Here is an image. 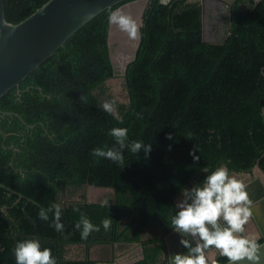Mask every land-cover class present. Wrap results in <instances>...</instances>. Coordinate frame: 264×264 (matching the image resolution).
Returning a JSON list of instances; mask_svg holds the SVG:
<instances>
[{
  "label": "trees",
  "instance_id": "obj_1",
  "mask_svg": "<svg viewBox=\"0 0 264 264\" xmlns=\"http://www.w3.org/2000/svg\"><path fill=\"white\" fill-rule=\"evenodd\" d=\"M45 1L4 0L5 17L17 22ZM120 3L85 22L0 97V264H16L14 248L24 239L50 248L57 264H97L92 245L109 244L115 257L128 243L141 253L128 264H165V235L171 255L187 251L170 218L176 197L205 179L204 168L241 172L258 162L264 171V0H233L219 41L204 38L200 0H148L123 72L124 102L105 85L115 75L107 18ZM112 99L123 123L100 108ZM113 127L152 150L124 149V167L94 157L96 147L118 148L108 135ZM85 185L111 188L109 206L84 192L69 198ZM33 201L61 205L63 232L50 226L52 213L39 219ZM81 213L100 226L87 240L75 228ZM105 218L112 220L107 231ZM69 244H83L84 255L67 256ZM225 260L217 252L215 264Z\"/></svg>",
  "mask_w": 264,
  "mask_h": 264
},
{
  "label": "clouds",
  "instance_id": "obj_2",
  "mask_svg": "<svg viewBox=\"0 0 264 264\" xmlns=\"http://www.w3.org/2000/svg\"><path fill=\"white\" fill-rule=\"evenodd\" d=\"M107 20L110 28L115 26L126 33L130 40L140 39V23L123 9L110 11ZM100 108L123 123L115 99L103 101ZM261 115L264 116V109L261 110ZM108 135L115 139L118 148L96 147L91 153L94 157L107 159L124 167V149L133 154H139L141 150L148 154L152 150L151 144L144 145L141 141L129 143L128 129L125 127H113ZM195 159L198 160L199 157ZM203 171L207 173L205 179L190 190L183 191V199L175 206L178 211L170 218V227L181 235L180 243L187 251L171 255L168 264H210L211 258L207 252L212 248L226 257L228 264H239L245 260L249 264H259L264 244L259 242V237L250 235L246 229L253 216V201L246 185L223 165L217 166L211 172L207 168ZM33 203L39 207L40 220L48 221L49 213H52L50 226L57 232H63L62 207L59 203H52L48 208L40 207L36 201ZM105 205L109 206L108 200L102 201L101 206ZM74 211L80 210L76 208ZM101 224L105 231L110 230L112 220L105 218ZM75 228L80 230L83 240H87L92 232L100 231V226L93 224L83 213ZM14 255L16 264H57L51 249L42 248L37 239L17 242ZM211 264H215V261L211 260Z\"/></svg>",
  "mask_w": 264,
  "mask_h": 264
},
{
  "label": "water",
  "instance_id": "obj_3",
  "mask_svg": "<svg viewBox=\"0 0 264 264\" xmlns=\"http://www.w3.org/2000/svg\"><path fill=\"white\" fill-rule=\"evenodd\" d=\"M124 1V2H122ZM142 1V0H141ZM167 3L169 0H159ZM229 8L233 0H221ZM122 2V3H120ZM145 6L148 0L142 1ZM125 9L128 6H135L139 0H46L34 11L17 22L8 21L4 14V0H0V97L10 88L18 86L19 83L40 63L61 46L85 22L91 19L100 11L112 7ZM140 12V24L145 6ZM136 18V17H135ZM110 30L108 27V43L110 45ZM139 40L135 41V50ZM134 53L125 61L134 56ZM112 60V55L110 52ZM129 57V56H127ZM113 61V60H112ZM1 111V109H0ZM5 112V111H3ZM0 131L5 135L0 127ZM12 148V146H9ZM261 169L258 162L254 165ZM254 167L252 169H254ZM241 171L249 173L250 171ZM253 201V217L258 222L256 210L258 207L264 210V182L260 177H255L244 183ZM262 228V227H261ZM264 236V230H261ZM167 235L165 239L167 242ZM264 244V240L260 241ZM261 261L264 264V247L261 249ZM218 264H228V261ZM239 264H249L247 260Z\"/></svg>",
  "mask_w": 264,
  "mask_h": 264
},
{
  "label": "rangeland",
  "instance_id": "obj_4",
  "mask_svg": "<svg viewBox=\"0 0 264 264\" xmlns=\"http://www.w3.org/2000/svg\"><path fill=\"white\" fill-rule=\"evenodd\" d=\"M140 3L135 5V15L136 20L140 23V12L143 6V0H139ZM203 7V22H204V38L209 41H219L226 35V17L224 14L225 6L223 1L221 0H200ZM145 6V4H144ZM129 7V6H128ZM132 7V6H130ZM224 9V10H223ZM218 10V11H217ZM220 20V21H219ZM223 22V23H220ZM119 33V31H118ZM119 35V34H118ZM121 37V36H119ZM115 38V40L110 41V52L112 55L113 66L115 75L106 80L105 85L108 88V91L113 94L114 98L117 101H127V91L124 86V64L125 61L128 60L132 56L135 50V41L130 47V50H126L125 46L127 45V37L122 36L121 38ZM123 44V49H122ZM116 47V48H115ZM118 54V58L116 57L117 52L121 50ZM122 54H125L122 56ZM128 54V55H127ZM130 54V55H129ZM129 56V57H127ZM232 173V172H230ZM263 173V172H262ZM259 170L258 167H254V169L249 172L247 175L245 174H233L237 176L240 180L247 182L249 179L255 177L264 176ZM248 177L249 179H244ZM262 181V179H261ZM263 182V181H262ZM84 192L86 199L90 201H101L108 200L112 197V189L109 187H101V186H92L85 185L83 188L75 191L69 198L78 199L80 193ZM183 199V195H179L176 197L177 203ZM249 230V226L247 228ZM213 249H209L207 254H212ZM140 253V246L136 243H128L124 244L121 247H118L115 251V257L112 255L111 246L109 244H94L90 247V256L98 259V264H125L130 260L136 258ZM66 255L69 257H78L84 255V245L83 244H69L67 245ZM162 264V263H161Z\"/></svg>",
  "mask_w": 264,
  "mask_h": 264
},
{
  "label": "crops",
  "instance_id": "obj_5",
  "mask_svg": "<svg viewBox=\"0 0 264 264\" xmlns=\"http://www.w3.org/2000/svg\"><path fill=\"white\" fill-rule=\"evenodd\" d=\"M260 170V172L262 173V170L261 169H259ZM232 173L233 174H248V173H242V172H235V171H232ZM263 175H264V173H262ZM261 176V179H262V181L264 182V176L262 177V175H260ZM244 179H249L248 177H245ZM250 180V179H249ZM248 180V181H249ZM263 208V207H262ZM262 208H259L258 207V211H257V209H255L256 210V215H258V222L255 220V218L252 216L251 217V219H250V221H249V223L246 225V229L248 228V226H249V230L247 229V232L250 234V235H254V236H257V237H260V236H262V233H261V230H264V210L262 209ZM262 227V228H261ZM167 247H168V253H169V257L171 256V245H170V240H169V234H168V236H167ZM213 250H212V254L210 255L209 253L207 254L208 255V257H210L211 258V260H214L215 259V257H216V254H217V250L215 249V248H212ZM141 256V253H139V255L136 257V258H138V257H140ZM136 258H134V259H136ZM133 260V259H132ZM168 260H169V258H168ZM168 260L165 262V264H168ZM211 260H210V262H211ZM131 261V260H130ZM129 261V262H130ZM127 263V262H126ZM97 264H98V262H97Z\"/></svg>",
  "mask_w": 264,
  "mask_h": 264
},
{
  "label": "bare ground",
  "instance_id": "obj_6",
  "mask_svg": "<svg viewBox=\"0 0 264 264\" xmlns=\"http://www.w3.org/2000/svg\"><path fill=\"white\" fill-rule=\"evenodd\" d=\"M125 12H127V13H129L130 15H132L134 18L137 16H134L135 15V6L133 7H127V8H125V9H123ZM118 31H119V29L118 28H116L115 26H112L111 27V30H110V37H109V39H110V41H111V39L112 40H115V38H117V37H119V36H124L125 38L127 37V45L125 46V48H126V50H130V47H131V45H132V43H133V40H130L129 38H128V36H127V34L126 33H123V32H121V31H119V33H118ZM119 34V35H118ZM121 37H119V38H121ZM116 48V47H115ZM122 49H123V44H122ZM122 49L121 50H119L118 52H117V55H116V57L118 58V54H120L121 55V53L120 52H123L122 51ZM123 55H125V54H122V56ZM128 55V54H127ZM130 55V54H129Z\"/></svg>",
  "mask_w": 264,
  "mask_h": 264
},
{
  "label": "flooded vegetation",
  "instance_id": "obj_7",
  "mask_svg": "<svg viewBox=\"0 0 264 264\" xmlns=\"http://www.w3.org/2000/svg\"><path fill=\"white\" fill-rule=\"evenodd\" d=\"M224 6H225V11L228 12V9H229V8H227L225 4H224ZM223 10H224V9H223ZM217 11H218V10H217ZM219 21H220V20H219ZM220 23H223V22H220ZM225 23H226V22H225ZM203 25H204V22H203ZM225 26H226V30H228V29H227V24H225ZM203 30H204V27H203ZM226 32H227V31H226ZM252 170H253V169H252ZM261 170H262V168H261ZM250 172H251V171H250ZM262 172L264 173L263 170H262ZM242 182H244V181H242ZM244 183H245V182H244ZM138 258H139V257H138ZM136 259H137V258H136ZM133 260H135V259H133ZM133 260H131V261H133ZM131 261H130V262H131ZM128 263H129V262H127V263H125V264H128Z\"/></svg>",
  "mask_w": 264,
  "mask_h": 264
}]
</instances>
